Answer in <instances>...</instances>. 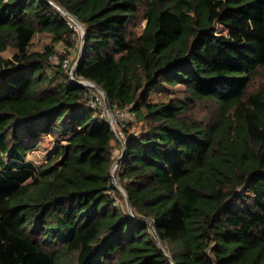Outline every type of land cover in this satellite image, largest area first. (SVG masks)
I'll list each match as a JSON object with an SVG mask.
<instances>
[{
	"label": "trees",
	"instance_id": "1",
	"mask_svg": "<svg viewBox=\"0 0 264 264\" xmlns=\"http://www.w3.org/2000/svg\"><path fill=\"white\" fill-rule=\"evenodd\" d=\"M53 3L85 27L76 78L143 122L116 171L132 213L116 132L52 61L77 42ZM40 33L52 43L31 50ZM0 264H264V0H0Z\"/></svg>",
	"mask_w": 264,
	"mask_h": 264
},
{
	"label": "rangeland",
	"instance_id": "2",
	"mask_svg": "<svg viewBox=\"0 0 264 264\" xmlns=\"http://www.w3.org/2000/svg\"><path fill=\"white\" fill-rule=\"evenodd\" d=\"M143 17L144 15L143 13H141L139 17V20H140L139 26L137 28V32L139 34L142 32L143 27L146 24V20L143 19ZM219 28L222 29V26H219ZM51 43H52L51 35L47 33H42V34L40 33V34H37L33 38L30 49L42 51L47 45ZM80 48H81V40H79V38H77L75 47L71 49V52L65 43L59 42L55 45V49H56L55 57L56 58H59L62 54L63 55L66 54L67 55L66 57L71 60L70 68L73 70V77H76V65L75 64H76L77 58L79 57ZM14 52L15 50L12 47H9L6 51L2 53V55L4 57H10ZM87 87L91 90V97L95 98L96 101L98 102L101 115L110 117V120L114 126V129H116L119 132L117 134V138L113 141V146H114L113 154H114L115 160L117 158H120L121 160L123 155L121 153L122 148L121 147H120L121 149L119 148L120 146L119 139H121L124 143V133L123 132H125V128L129 129L131 132H136V131H139L143 127V122L138 120L136 116L133 113H131L129 110L112 109L109 101L107 104L105 103V96L100 90H98L94 86H87ZM184 92H185V88L182 85H177L174 87L165 86V88L162 91L160 90L158 91V88L154 89L151 98L153 100H157L160 97L159 95H161V97L166 96V95L172 96V97L174 96L184 97L185 96ZM188 114L191 117L202 120V119H207L213 114H215V110H214V107L210 105V103H208V105L204 103H196L191 106V108L188 111ZM127 123H131L132 127H130V125H128ZM23 132H24V128L20 126V133H23ZM50 152H51V148L43 144L37 150L33 151L30 154V158L36 163L40 164L46 160V157L48 156ZM113 177L116 179L117 185L121 186V184L118 181L116 172L113 173ZM117 202L121 204L125 209L128 210L127 201L122 192H120V195L117 197ZM163 250H165L164 247H163Z\"/></svg>",
	"mask_w": 264,
	"mask_h": 264
},
{
	"label": "water",
	"instance_id": "3",
	"mask_svg": "<svg viewBox=\"0 0 264 264\" xmlns=\"http://www.w3.org/2000/svg\"><path fill=\"white\" fill-rule=\"evenodd\" d=\"M54 5H55V7L57 8V9H59L67 18H69V19H71V20H73L75 23H77L79 26H81V28H82V38H81V48H80V53H79V57L77 58V61H76V66L78 65V63L80 62V59H81V57H82V51H83V49H84V47H85V43H86V36H85V27H84V25L75 17V16H73V15H71L69 12H67L64 8H62L60 5H58V4H56V3H53ZM74 68V67H73ZM72 80L74 81V82H76V83H78V84H82V85H85V86H91L90 85V83L92 84V86H94V87H96L98 90H100L103 94H104V96H105V103L107 104L108 103V97H107V94L105 93V91L100 87V86H98L97 84H95L94 82H92V81H89V80H81V79H77L76 77H72ZM108 120H109V122L111 123V125H112V127H113V130L115 131V129H114V126H113V124H112V122H111V120H110V117H108ZM119 142H120V146H121V148H122V150L123 149H125L124 148V143H123V141L121 140V139H119ZM119 161H120V158H117L116 160H115V162L113 163V165H112V168H111V172H110V175H111V178H112V182H113V184L118 188V190L120 191V192H122L123 194H124V196H125V198H126V201H127V205H128V210H129V212H131L132 213V206H131V203H130V199H129V197H128V194H127V192H126V190L123 188V187H121V186H119V185H117V182H116V179L113 177V173H115L116 171H117V168H118V166H119ZM149 224H151L149 221H147ZM152 226V225H151ZM152 232H153V235H154V237H155V239H156V241H157V243H158V245L163 249V247H162V244H161V241H160V239H159V237H158V234H157V232L155 231V229H154V227L152 226ZM169 259L170 260H172V258L171 257H169Z\"/></svg>",
	"mask_w": 264,
	"mask_h": 264
},
{
	"label": "built area",
	"instance_id": "4",
	"mask_svg": "<svg viewBox=\"0 0 264 264\" xmlns=\"http://www.w3.org/2000/svg\"><path fill=\"white\" fill-rule=\"evenodd\" d=\"M69 24L73 27L74 29V35L79 38V40H81L82 38V28L81 26H79L77 23H75L73 20H70L69 21ZM52 61L53 62H58L57 58L56 57H52ZM70 62L71 60L69 58H66L64 59V61L62 62V65L63 67L66 69V72L69 74L70 78L72 79L73 77V70L70 68ZM92 86V85H91ZM93 106L96 105V102L92 101L91 103ZM115 132H116V136L117 134L119 133L116 129H115Z\"/></svg>",
	"mask_w": 264,
	"mask_h": 264
},
{
	"label": "bare ground",
	"instance_id": "5",
	"mask_svg": "<svg viewBox=\"0 0 264 264\" xmlns=\"http://www.w3.org/2000/svg\"><path fill=\"white\" fill-rule=\"evenodd\" d=\"M90 85H92V84L90 83Z\"/></svg>",
	"mask_w": 264,
	"mask_h": 264
},
{
	"label": "crops",
	"instance_id": "6",
	"mask_svg": "<svg viewBox=\"0 0 264 264\" xmlns=\"http://www.w3.org/2000/svg\"><path fill=\"white\" fill-rule=\"evenodd\" d=\"M121 147V146H120Z\"/></svg>",
	"mask_w": 264,
	"mask_h": 264
}]
</instances>
